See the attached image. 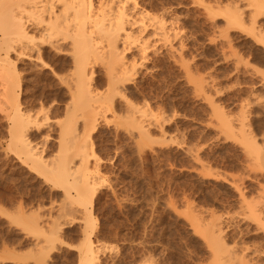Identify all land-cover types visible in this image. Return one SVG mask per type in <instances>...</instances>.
Here are the masks:
<instances>
[{"label": "rangeland", "instance_id": "374dc122", "mask_svg": "<svg viewBox=\"0 0 264 264\" xmlns=\"http://www.w3.org/2000/svg\"><path fill=\"white\" fill-rule=\"evenodd\" d=\"M100 2L107 12L117 4L92 0ZM256 2L130 0L148 13L139 24L162 19L176 36L172 47L151 36L145 59L131 49L124 97H110L108 67L94 63L101 100L87 128L88 100L69 98L62 81L74 79L68 42L67 55L44 47L55 54L51 69L11 56L19 101L5 109L0 77V264H243L264 251V0ZM232 15L240 22L228 23ZM62 59L72 65L63 70ZM18 129L44 151V168L18 152Z\"/></svg>", "mask_w": 264, "mask_h": 264}, {"label": "bare ground", "instance_id": "6f19581e", "mask_svg": "<svg viewBox=\"0 0 264 264\" xmlns=\"http://www.w3.org/2000/svg\"><path fill=\"white\" fill-rule=\"evenodd\" d=\"M129 1L117 0L116 6H112L109 12H107L105 9L107 5L105 6L100 2L101 4L95 7L92 0H0V65L2 66L3 64V72H1L0 76L2 79H0L2 81L1 95L4 101L2 102L6 106L5 109L9 108L10 110L19 101V93L17 94L16 92V88L18 87L17 72L11 56L16 54L17 60H21L22 58L36 60L41 68H48L47 62L49 60L46 62V59L51 56L49 52L53 49L56 53H64L66 55L68 53L71 55L70 57L73 60L71 59L72 61L69 60V62H72L74 66L66 59H62L63 61L58 60L60 62L58 65L63 70L68 64H71L74 69L72 83L61 79L64 82V87L67 88L66 95L69 94V98L74 101H85L87 99L86 115L88 117L84 119L87 123L85 128L88 127V123H96L98 113L97 107L93 106L95 105L93 103H97L101 100V97L95 93L97 87L95 88V72L92 67L94 63L100 61L106 63L105 65L108 67L106 76L107 82H109L107 83L108 87L112 90L110 97L115 98L117 95L124 97L120 88L125 89V86L131 83L132 72L136 64L135 56L131 54V49H136L139 57L145 59L147 58L149 38L151 36L157 39V42L171 47V37L173 35L174 37L176 36V33L171 28L172 26L166 25V22L162 19L151 20L147 24L148 26L143 25L144 21L141 22L142 20L140 21L141 24H139V21L135 17L140 16L141 18L142 16V18L146 19L148 18V13L140 11L135 4H133L135 6L132 5L133 7L129 8ZM228 20V23H237L239 21L238 17L236 20L235 15L229 17ZM172 31L173 33L171 34ZM38 32L41 33L40 39L38 38ZM36 37L40 41L35 39L38 41L34 42V38ZM67 42L71 48L65 53L63 47L67 45ZM104 42L106 46H102ZM45 46H50L51 49L49 48V51H46L44 49ZM25 50L27 52L31 51L28 54H35V57L33 58V55L31 57L27 56ZM127 54H130V56L127 57ZM49 68L51 69V67ZM103 82L105 83L106 81L103 80ZM100 83L104 84L101 81ZM71 104L70 107L73 108V104ZM131 105L133 106V104ZM74 110L75 108H73V112ZM134 117H131V120L137 125L135 127L144 132V127L141 125L144 122L135 121ZM28 123L30 122H27V127L30 125ZM14 125L13 128L16 127ZM13 128H11V132H13ZM90 128L94 129L95 125L93 124ZM23 133L24 135L18 129V133L13 134V144H18V152L24 156L25 160L32 162L35 166L44 168V158L42 156L44 151L40 153L37 148L33 147L25 130ZM56 172L64 176L65 180L68 178V175L70 176L69 168L61 163L60 168ZM53 175L56 178V174ZM84 182L85 187H83L84 189L82 188V192L89 195V198L92 199L97 191L95 185L90 184L87 178ZM216 224L213 225L214 231L216 237L219 236L218 238H220V230L222 229L218 228ZM215 234L212 232L211 236L214 238ZM88 244V251L91 252V243L89 242ZM212 244L216 246L217 242L213 241ZM257 251L251 253V256L254 255L252 259L248 261L243 259L245 261L243 264H264V251L262 253ZM248 255L247 258H250L251 256L248 257ZM243 256L241 257L245 258L246 255Z\"/></svg>", "mask_w": 264, "mask_h": 264}]
</instances>
